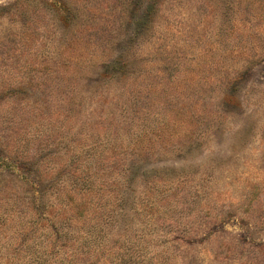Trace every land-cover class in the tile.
Returning a JSON list of instances; mask_svg holds the SVG:
<instances>
[{
    "label": "rangeland",
    "instance_id": "obj_1",
    "mask_svg": "<svg viewBox=\"0 0 264 264\" xmlns=\"http://www.w3.org/2000/svg\"><path fill=\"white\" fill-rule=\"evenodd\" d=\"M6 163L0 264H264V0H0Z\"/></svg>",
    "mask_w": 264,
    "mask_h": 264
},
{
    "label": "trees",
    "instance_id": "obj_2",
    "mask_svg": "<svg viewBox=\"0 0 264 264\" xmlns=\"http://www.w3.org/2000/svg\"><path fill=\"white\" fill-rule=\"evenodd\" d=\"M3 167H6V168H3ZM16 167H19V166L15 165V164H11V163L10 164L6 163L4 165L0 164V170L1 169H7V170H9L10 173H14L15 172L14 170L16 169ZM17 169H19V168H17ZM15 178L18 180L22 179L21 177H15ZM75 182L77 183V181H75ZM21 183L24 184L25 186H27L28 188H31L34 191L33 192L34 195H37V193H39V191L37 190L38 185L41 184V182L39 180H35V179L33 180V179H30L26 176H23ZM92 185H93V183H92ZM91 192L92 191H90L88 194H85V195L83 194L84 196H79V197H77V195H71L72 199L69 196L68 200L71 202V204L73 203V205H76V206L72 207V209H77L78 208L77 204H80L82 200L87 199ZM75 216H76V214H73V216L70 217L72 219L71 223L77 221V218Z\"/></svg>",
    "mask_w": 264,
    "mask_h": 264
}]
</instances>
